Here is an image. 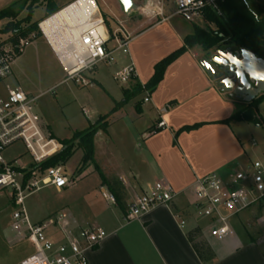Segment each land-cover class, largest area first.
Here are the masks:
<instances>
[{"label":"crops","instance_id":"0c3cea01","mask_svg":"<svg viewBox=\"0 0 264 264\" xmlns=\"http://www.w3.org/2000/svg\"><path fill=\"white\" fill-rule=\"evenodd\" d=\"M173 14L165 15L164 11L165 19L156 17L146 24L143 19L136 21L125 45L114 50L121 51L124 61L114 74L129 65L133 67L134 80L127 82L115 97L103 88L112 102L121 101L124 90L135 81L145 84L153 74L154 65L179 48L183 37L192 33L193 30L173 20ZM197 48L188 49L168 64L151 93L143 91L140 101L127 102L112 113L120 115L119 118L126 116L132 129L119 120L122 128L111 131L113 125L109 124L105 131L99 130L94 135V160L109 180V184L103 185L99 177L100 188L106 187L113 193L115 190L118 200L115 204L108 202L114 208L100 221L82 220L81 215H75L77 220L74 213H67L72 226H98L107 234L88 252V264H264V239L249 233L246 210L244 216L240 213L231 221L234 233L223 240L211 237L208 227L203 229L198 225L193 213L191 184L195 177L211 172L227 177L233 171L248 169L254 162L248 154L254 143L248 144L246 128L242 126L250 123L220 122L234 112L236 103L205 72L201 63L207 57L200 60ZM93 72L97 69L90 71L88 77L96 82ZM146 95L149 100L144 102ZM263 101L264 97L259 105ZM136 102H139L138 110ZM144 115L149 117V123L137 126ZM159 120L164 121L163 127L156 126ZM201 122L204 124L198 128L179 131L183 126ZM100 133L105 138L98 146L96 137ZM157 181L168 183L178 195L139 218L126 220L128 205ZM63 189L54 190L62 193ZM89 207L96 209L97 205L92 200ZM255 207L264 209V201L247 210L253 212ZM195 227L201 230L196 240L206 242L213 251V258L206 263L199 260L186 237Z\"/></svg>","mask_w":264,"mask_h":264},{"label":"built area","instance_id":"2783aa9c","mask_svg":"<svg viewBox=\"0 0 264 264\" xmlns=\"http://www.w3.org/2000/svg\"><path fill=\"white\" fill-rule=\"evenodd\" d=\"M80 1L72 0L43 17L37 22V28L61 65L65 80L87 86L91 81L85 74L99 62L109 60L111 51L106 48L108 33L95 0ZM212 1L174 0V14L189 22L202 20L204 7ZM163 2L157 0L150 4L148 1L141 7L143 15L165 19ZM123 35L121 39L113 33L117 48L124 46L129 37ZM14 56V47L0 33V190L8 191L10 231L15 238L28 241L34 248L23 264H88V252L107 235L104 229L72 226L65 212H58L47 221L32 222L24 206V199L34 191L44 187L61 190L72 182L58 165L43 172L33 169L63 147L37 113L36 97L27 94L19 85L2 84L11 73ZM131 78L133 67L129 65L114 74V79L122 83ZM148 100L146 95L143 101ZM164 125L163 120L156 124L159 128ZM15 142H21L32 158L27 167L19 159L11 163L2 158V151ZM191 190L195 218L206 219L209 235L223 240L233 235L231 221L236 216L264 201V166L257 160L248 169L233 171L227 177L217 172L195 177ZM177 195L168 183L157 181L132 200L125 219L139 218L159 205L168 204ZM102 197L111 204L116 202L111 193L102 191ZM180 224L184 225V221Z\"/></svg>","mask_w":264,"mask_h":264},{"label":"rangeland","instance_id":"374dc122","mask_svg":"<svg viewBox=\"0 0 264 264\" xmlns=\"http://www.w3.org/2000/svg\"><path fill=\"white\" fill-rule=\"evenodd\" d=\"M69 1L72 0H50L49 5L44 3L35 7L30 22L42 19L46 14L47 6H63ZM156 1L149 0L150 4H155ZM95 2L104 17L108 33L109 39L106 47L113 51L109 60L99 62L95 66L97 72L92 74L96 82L92 81L90 85L81 86L72 80H65V73L61 65L44 38L37 33L34 34L36 37H29V42L23 46L21 54L12 65L10 75L2 82V84L11 86L20 85L32 97H36L35 109L37 113L42 121L49 126L54 137L59 140L72 138L74 132L83 130L89 122L96 121L99 116H103L111 110L114 102L105 90L110 91V94L115 97L122 88L127 86V83L114 79V72L122 66L124 61L121 51H114L118 44L113 39V33L115 32L119 38L123 39V33L127 36L132 34V26L136 24V21L143 19L146 24L157 19L143 15L141 7H144V4L141 0H134L138 8L128 15L124 14L118 0H95ZM7 6H12L14 11L19 12V19L26 17L27 9L22 5V0H0V10ZM163 7L165 15L173 14L175 11L174 0H164ZM150 8L152 9V6ZM173 15V20L181 22L190 31L193 30L194 24L204 26L203 19H195L193 22H189L179 15ZM6 21L7 18L0 20V28ZM2 36L5 37L4 34ZM195 50H197L200 60L205 57L204 52L199 47ZM210 54L207 58L210 57ZM89 74L88 72L85 76L88 77ZM231 96L233 95L231 94ZM142 97L143 94L140 93L128 102L133 104L135 101H140ZM127 108H125L126 111ZM257 116L261 125L250 123L242 126L246 128L248 144L254 143L251 147L252 150H248L251 162L259 160L264 164V101L258 106ZM119 117L118 114H111L105 119H100L98 124L105 121L109 122L113 125L112 131L119 129L121 122L118 121L123 120L124 125L132 129L126 116ZM148 123L149 117L144 115L137 126H146ZM104 138L102 133L96 137L98 146L102 144L101 140ZM1 155L5 162L12 163L14 159H19L24 167L32 163V158L21 142L13 143L2 151ZM81 161L82 151L76 148L63 164L58 165L62 167L66 177L72 183L74 181L73 185L64 188L62 193H57L53 187H44L34 191L24 199V206L32 222L41 219L47 221L58 212L68 213L70 211L74 213L72 214L74 218H76L75 215H81L82 220L96 219L100 221L111 208H114L113 205L106 203L102 197V191L107 194L110 192L106 187L100 188L99 176L96 172H92L94 165L90 163L86 167ZM80 170L81 173H78ZM92 200L97 205L96 209L89 207ZM263 210V208L258 209L257 207L251 210L253 212L246 210L249 233L259 240L264 239ZM10 211L11 204L8 200V191L7 189L0 190V264H23L26 256L32 253L34 248L28 241L17 239L12 235L9 228ZM240 215L244 216L243 212ZM76 219L78 220V218ZM196 221L203 229L207 228L206 219L198 218ZM192 224L193 221L187 228ZM49 232L47 231L48 234Z\"/></svg>","mask_w":264,"mask_h":264},{"label":"trees","instance_id":"16d2710c","mask_svg":"<svg viewBox=\"0 0 264 264\" xmlns=\"http://www.w3.org/2000/svg\"><path fill=\"white\" fill-rule=\"evenodd\" d=\"M49 1L22 0V5L27 9V15L21 19L18 18L19 12L14 11L12 6H7L0 10V20L7 18V21L0 28V33L4 34V40L10 42L14 47V59L21 54L23 46L29 42V36L35 33L39 34L37 28L38 21L30 22L34 8L44 3L49 5ZM60 8L55 5L47 6L44 17L56 12ZM203 21L204 26L194 24L192 33L183 37L182 45L154 65L153 74L145 84L141 85L138 81H135L129 89L124 90L123 99L119 102H114L113 107L107 114L99 116L92 123L89 122L83 130L74 132L72 138L57 139L63 148L37 166H34L33 169L43 172L48 167L63 164L77 148L82 151L81 163L86 167L90 163L93 164L95 171L101 179V183L103 185L105 183L109 184V180L94 160V135L99 130L105 131L109 126V122L105 121L98 124V121L107 118L119 107L143 91L151 93L162 79L163 72L168 64L188 49L196 46L204 52L205 57L216 49L231 51L245 49L252 52L255 56L264 59V0H213L203 9ZM20 41H23L22 45H20ZM130 80L133 81L134 78ZM263 97L264 94H259L253 100L244 102L232 96L236 103V109L229 117L220 120V122L230 124L234 121H247L252 124L261 125L256 111ZM138 105L139 102H136L135 107L137 110L139 109ZM202 124L204 122L183 126L179 131H189L200 127ZM78 173H81V170ZM27 175H29V172H27ZM113 184L116 185L117 183L114 182ZM109 188L111 190L114 189L113 186ZM110 193L114 195L115 200H118L115 190L114 193ZM200 234V228L195 227L187 232L186 237L199 260L206 263L213 258V251L206 242L196 240Z\"/></svg>","mask_w":264,"mask_h":264},{"label":"water","instance_id":"95a60500","mask_svg":"<svg viewBox=\"0 0 264 264\" xmlns=\"http://www.w3.org/2000/svg\"><path fill=\"white\" fill-rule=\"evenodd\" d=\"M141 1L145 5L149 0ZM118 2L126 15L138 8L134 0ZM201 65L218 88L244 102L264 94V59L248 50L216 49Z\"/></svg>","mask_w":264,"mask_h":264},{"label":"snow or ice","instance_id":"6c2138e0","mask_svg":"<svg viewBox=\"0 0 264 264\" xmlns=\"http://www.w3.org/2000/svg\"><path fill=\"white\" fill-rule=\"evenodd\" d=\"M124 2L127 4V3H129V0H124Z\"/></svg>","mask_w":264,"mask_h":264},{"label":"bare ground","instance_id":"6f19581e","mask_svg":"<svg viewBox=\"0 0 264 264\" xmlns=\"http://www.w3.org/2000/svg\"><path fill=\"white\" fill-rule=\"evenodd\" d=\"M80 2H82V0ZM43 25H44V23L41 24L42 27H43Z\"/></svg>","mask_w":264,"mask_h":264}]
</instances>
